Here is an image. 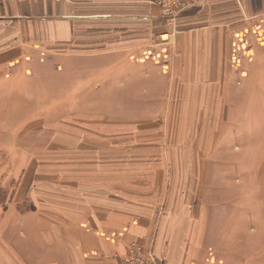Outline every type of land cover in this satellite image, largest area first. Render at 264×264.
I'll use <instances>...</instances> for the list:
<instances>
[{
    "label": "crops",
    "instance_id": "1",
    "mask_svg": "<svg viewBox=\"0 0 264 264\" xmlns=\"http://www.w3.org/2000/svg\"><path fill=\"white\" fill-rule=\"evenodd\" d=\"M76 83L129 138L121 198L58 203L22 169ZM262 180L264 0H193L174 23L149 0L0 6V264H118L153 239L166 264H264Z\"/></svg>",
    "mask_w": 264,
    "mask_h": 264
},
{
    "label": "rangeland",
    "instance_id": "2",
    "mask_svg": "<svg viewBox=\"0 0 264 264\" xmlns=\"http://www.w3.org/2000/svg\"><path fill=\"white\" fill-rule=\"evenodd\" d=\"M149 1L158 7L156 1ZM162 12L164 13L163 10ZM161 37L159 39L163 42ZM54 78L60 82L62 80L58 75ZM76 87L77 83L74 85L72 98H60L57 101L55 120L51 124L43 122L39 132V147H25L32 155L29 158L33 157L34 164L26 162L22 169L28 167V171L34 172V179H30L33 189L42 190L43 195L56 197L58 203L69 201L81 205L86 201L97 202L103 198L106 201L121 198L120 189L130 188V181L120 179V176L116 179L115 175L120 174L130 163L132 151H129L128 142L124 141L129 138H121V133L114 135L110 127L98 121L97 116L90 114L98 107L96 89L92 87L89 90L90 98L83 101ZM68 88L71 87L66 88V84L61 82L54 97L67 96ZM40 99L43 104L45 98L41 95ZM114 138L120 142L123 140V143L115 144ZM26 142L32 143L30 140ZM261 187H264V180L261 181ZM255 216L256 212H251L250 220H254ZM143 242L147 246L151 244V240Z\"/></svg>",
    "mask_w": 264,
    "mask_h": 264
},
{
    "label": "built area",
    "instance_id": "3",
    "mask_svg": "<svg viewBox=\"0 0 264 264\" xmlns=\"http://www.w3.org/2000/svg\"><path fill=\"white\" fill-rule=\"evenodd\" d=\"M20 1L35 0H0V6ZM56 3L67 2L68 0H50ZM156 1L157 6L164 11V20L174 23L181 11L193 0H151ZM166 37V38H165ZM163 42H168L167 36H162ZM118 264H166L159 261L153 253V241L147 246L143 241L132 242L125 256L119 258Z\"/></svg>",
    "mask_w": 264,
    "mask_h": 264
},
{
    "label": "bare ground",
    "instance_id": "4",
    "mask_svg": "<svg viewBox=\"0 0 264 264\" xmlns=\"http://www.w3.org/2000/svg\"><path fill=\"white\" fill-rule=\"evenodd\" d=\"M166 38V37H165Z\"/></svg>",
    "mask_w": 264,
    "mask_h": 264
}]
</instances>
